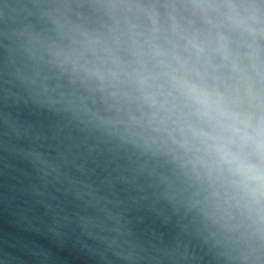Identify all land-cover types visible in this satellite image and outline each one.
<instances>
[{
    "label": "water",
    "instance_id": "95a60500",
    "mask_svg": "<svg viewBox=\"0 0 264 264\" xmlns=\"http://www.w3.org/2000/svg\"><path fill=\"white\" fill-rule=\"evenodd\" d=\"M196 2L0 0V264H264V204L207 167L175 116L153 121L128 76L95 74L154 68L150 21L126 7L154 5L212 42L198 60L160 36L192 79L198 70L210 88L235 87L240 74L213 52L223 34L264 99V35L257 73L253 38L237 26L264 32V0H206L220 5L207 13Z\"/></svg>",
    "mask_w": 264,
    "mask_h": 264
},
{
    "label": "clouds",
    "instance_id": "9594fccd",
    "mask_svg": "<svg viewBox=\"0 0 264 264\" xmlns=\"http://www.w3.org/2000/svg\"><path fill=\"white\" fill-rule=\"evenodd\" d=\"M194 6L205 13L209 9L220 7L207 3L206 0H197ZM126 7L129 10L142 9L150 21L145 30L151 36L148 43L154 68L150 70L141 64L133 73L121 69L110 70L106 74L97 71L95 74L101 81H104L106 75L114 81H119L121 74L128 76L137 86V99L154 110L151 119L164 123L175 116L181 133H190L194 140L204 145L213 158V164L206 166L215 168L221 174L226 171L232 186L250 197L259 208L264 204V99L253 90L248 70L241 64L245 55L230 48L229 37L218 35L214 41L213 52L225 66L230 65L232 72L239 73L240 79L235 87L225 92L215 87L210 88L205 74L197 70L196 79H192L194 69L189 67V61L182 59L174 51L170 52L159 42V38L163 36L164 42L169 44L173 43L169 34L184 40L186 50L194 49L198 60L212 42L201 43L198 40L200 33L183 28L171 13L167 19H163L154 5L145 8L143 5L129 4ZM227 7L235 6L228 4ZM237 26L243 27L253 38V44L248 45L251 51L246 54V58L253 61L252 69L258 73L255 64L257 50L254 44L257 35H264V32L247 26L246 22L237 21ZM169 57L179 67L174 66ZM155 69L163 71L157 72ZM184 109L188 111L185 112ZM198 125H205L209 130ZM182 146L189 147L187 139L183 141Z\"/></svg>",
    "mask_w": 264,
    "mask_h": 264
}]
</instances>
